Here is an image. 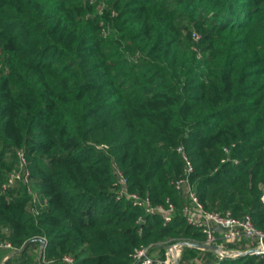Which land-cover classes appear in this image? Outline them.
Instances as JSON below:
<instances>
[{"label":"trees","instance_id":"16d2710c","mask_svg":"<svg viewBox=\"0 0 264 264\" xmlns=\"http://www.w3.org/2000/svg\"><path fill=\"white\" fill-rule=\"evenodd\" d=\"M98 1L0 0V185L19 145L32 170L0 188V240L17 247L3 264L39 247L45 264H141L154 236L205 237L173 184L181 144L205 206L264 230V0H108L103 15ZM116 167L155 202L171 196L173 221H138ZM211 252L186 245L180 264Z\"/></svg>","mask_w":264,"mask_h":264},{"label":"built area","instance_id":"2783aa9c","mask_svg":"<svg viewBox=\"0 0 264 264\" xmlns=\"http://www.w3.org/2000/svg\"><path fill=\"white\" fill-rule=\"evenodd\" d=\"M108 0H99L96 4L97 11L103 15ZM117 12L113 11L112 15ZM177 150L181 154L184 167L182 174L177 177L173 184L182 198V212L189 224L199 228L204 233L205 243L218 246L219 250L215 252L225 253V246L234 244L238 247L235 253L247 252L255 249L253 253L257 254L264 262V230L258 227L253 221L250 214L243 216L235 215L231 210H213L205 206L197 191V186L193 180L195 164L191 154L184 144L178 146ZM230 152L228 147L225 148ZM17 166L11 170L4 181L1 183V190H7L13 187L18 181L31 183L32 170L30 160L24 149L17 150ZM238 162L237 159H235ZM117 192L118 197H125L131 200L132 204L142 208L145 215H161L165 223L173 221L177 211V203L171 196H167L163 202H155L149 194H143L138 190L130 188L129 177L124 171L116 167ZM31 190V189H30ZM264 200V194L262 195ZM138 221H144L141 216ZM196 240H188L186 243L190 246V242ZM13 249L11 242H1L0 248ZM200 248V247H198ZM204 249V248H201ZM183 244L177 243L165 248L163 258H154L150 253V247L142 245L133 252L135 262L141 264H180L182 257ZM224 251V252H222ZM69 262L73 261L72 257L67 256ZM208 256H201L194 260L195 264H208Z\"/></svg>","mask_w":264,"mask_h":264},{"label":"rangeland","instance_id":"374dc122","mask_svg":"<svg viewBox=\"0 0 264 264\" xmlns=\"http://www.w3.org/2000/svg\"><path fill=\"white\" fill-rule=\"evenodd\" d=\"M25 147L24 146H18V149H24ZM175 180V178L173 179V181ZM115 191H118L117 189ZM264 194V192H263ZM161 202V201H160ZM143 217L145 218V214L144 213H141L138 217V219L140 217ZM188 240H196V241H204V237H201L199 235H187V236H176V235H172V234H167L166 236H162V237H156L154 236L153 239L151 241H145V242H142L140 243L138 247H141L142 245L144 246H148L150 247V253L152 255V257L158 259L160 258V255H161V250L163 248H166L167 246H170V245H173V244H177V243H181L183 244V247L188 245L186 243V241ZM4 240H0V243L3 242ZM15 247V250L16 251V246ZM24 248L23 247H20V250H22ZM238 247H235L233 245H227V247L225 246V253H221V252H215V251H212L211 253L207 254L209 256V260L210 261H214V262H218L224 258H227V257H239V256H242L244 255L242 253H235L234 250H236ZM19 249V248H18ZM12 249H7V248H0V264H3L5 262V260L9 259L10 257H12V255L15 253ZM218 251V250H216ZM224 252V251H222ZM32 254H29L27 256V262L25 264H35L36 261L40 262L38 264H45L43 261L44 260V251L41 247H39L37 250H35L34 252H31ZM12 264H20V263H17L15 261L12 262Z\"/></svg>","mask_w":264,"mask_h":264},{"label":"water","instance_id":"95a60500","mask_svg":"<svg viewBox=\"0 0 264 264\" xmlns=\"http://www.w3.org/2000/svg\"><path fill=\"white\" fill-rule=\"evenodd\" d=\"M32 240H39L42 242V245L44 246L47 242L45 237L42 236H35L31 239H29L26 244H28L30 241ZM190 244H192L195 247H200V248H204V249H212V250H219L218 246L214 245V244H209V243H205V242H200V241H192L190 242ZM255 251V249H250L247 252H244L243 254H247V253H253ZM179 264V263H177Z\"/></svg>","mask_w":264,"mask_h":264}]
</instances>
